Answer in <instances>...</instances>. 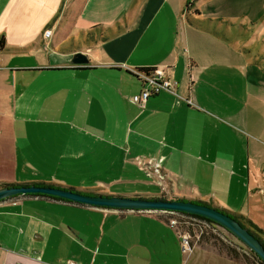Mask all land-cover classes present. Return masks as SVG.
<instances>
[{
    "label": "crops",
    "instance_id": "0c3cea01",
    "mask_svg": "<svg viewBox=\"0 0 264 264\" xmlns=\"http://www.w3.org/2000/svg\"><path fill=\"white\" fill-rule=\"evenodd\" d=\"M146 67L176 93L141 104ZM137 157L264 229V0H0V183L154 198ZM164 213L1 199L0 264H247Z\"/></svg>",
    "mask_w": 264,
    "mask_h": 264
},
{
    "label": "water",
    "instance_id": "95a60500",
    "mask_svg": "<svg viewBox=\"0 0 264 264\" xmlns=\"http://www.w3.org/2000/svg\"><path fill=\"white\" fill-rule=\"evenodd\" d=\"M72 62L75 64H85L89 62V58L87 54L82 51H77L73 55ZM28 193L52 195L93 206H105L131 210H162L166 212L181 211L196 214L211 219L220 226L226 228L264 261V245L262 242L247 227L243 226L233 215L215 205L195 202L192 199H154L114 194L109 195L103 193H82L69 187L35 184L7 185L0 187V200ZM165 193V189H162L157 196H163Z\"/></svg>",
    "mask_w": 264,
    "mask_h": 264
},
{
    "label": "rangeland",
    "instance_id": "374dc122",
    "mask_svg": "<svg viewBox=\"0 0 264 264\" xmlns=\"http://www.w3.org/2000/svg\"><path fill=\"white\" fill-rule=\"evenodd\" d=\"M75 42L69 41L68 44L71 45ZM149 185L153 188V190H157L158 192H160V186L158 184L152 183ZM164 215L165 218L168 219L170 222H172V220L176 221L174 225L178 227V231L187 235L191 248L195 243L207 242L220 247L221 242H224L225 244H230L232 247H236L241 252L248 253V247L244 245L243 242L239 240L235 235H233L230 231L220 226L219 224L213 225L212 223L199 217L190 216L180 212H166L164 213ZM242 246L244 248H242ZM181 247L183 249L182 243ZM250 257L254 261V264H262L256 259H254L252 256Z\"/></svg>",
    "mask_w": 264,
    "mask_h": 264
},
{
    "label": "built area",
    "instance_id": "2783aa9c",
    "mask_svg": "<svg viewBox=\"0 0 264 264\" xmlns=\"http://www.w3.org/2000/svg\"><path fill=\"white\" fill-rule=\"evenodd\" d=\"M49 34L50 31L48 30L46 32V36H48ZM139 75L144 81L143 90L140 94V97L138 98L141 104H143L149 96L156 94L161 90H169L175 92L177 82L171 80L170 78L165 77L162 71H157L156 73L153 74H146L141 72ZM136 160L139 166L145 171V173L149 177L157 176L159 184L161 185L162 189H165L163 183L167 178V174L164 172L161 162L156 159H152V158L145 159L143 157H137ZM175 222H176L175 220H172L171 223L175 224ZM178 232H179L178 234H179L180 242L182 243L183 246V250L190 251V249L192 248L190 247V242L187 235L181 233L180 231ZM67 264H76V263L73 261H68Z\"/></svg>",
    "mask_w": 264,
    "mask_h": 264
},
{
    "label": "trees",
    "instance_id": "16d2710c",
    "mask_svg": "<svg viewBox=\"0 0 264 264\" xmlns=\"http://www.w3.org/2000/svg\"><path fill=\"white\" fill-rule=\"evenodd\" d=\"M157 71H161V68H159V67H146V68H142V69L136 70L135 71L136 72L135 74L138 75V76H140L139 74L141 72L146 73V74H153V73H156ZM15 184L16 183H0V187H4V186H7V185H15ZM24 184L25 185H29L30 183H23L21 185H24ZM32 184H35V185H55V184H52V183L51 184L50 183H47L46 184V183H41V182L32 183ZM56 186H61V185H56ZM34 194L35 195H46V194H41V193H34ZM49 196H52V195H49ZM52 197L64 199V198L57 197V196H52ZM156 198L174 199V198H168V197H166L164 195L163 196H155L154 199H156ZM176 199L187 200V198H185V197H176ZM65 200H68V199H65ZM68 201H70V200H68ZM193 201L199 202V203H206V204L212 205L209 202L202 201V200H193ZM103 207H105V206H103ZM219 208L222 209V210H225L226 212H229L231 215H233L238 221L241 222V224L243 226L247 227L262 242V244L264 245V229L263 228H261L260 226H258L254 221H252L251 219H249L245 215L237 214V213H232L229 210L224 209V208H221V207H219ZM178 212L183 213V214H187V215H190V216H194V217L195 216L196 217H199L201 219H204V220L212 223L213 225L217 224L215 221H213L211 219H208V218H205V217L196 215V214H190V213L181 212V211H178ZM215 244H217V243H215ZM220 248L223 251H225L232 258H240V259H243L247 264H254V261L252 260V258L250 256H252L258 262L264 264V261L254 251H252L249 248H248V253H244V252L239 251L236 247H232L230 244H225L224 242H221ZM242 248H244V247L242 246Z\"/></svg>",
    "mask_w": 264,
    "mask_h": 264
}]
</instances>
